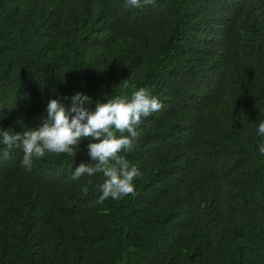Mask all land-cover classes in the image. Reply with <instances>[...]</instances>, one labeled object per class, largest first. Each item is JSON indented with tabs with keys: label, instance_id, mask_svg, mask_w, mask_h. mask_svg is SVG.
<instances>
[{
	"label": "trees",
	"instance_id": "1",
	"mask_svg": "<svg viewBox=\"0 0 264 264\" xmlns=\"http://www.w3.org/2000/svg\"><path fill=\"white\" fill-rule=\"evenodd\" d=\"M141 3L0 0V128L77 92L162 104L121 153L141 176L118 200L98 202L100 172L71 179L86 139L31 171L0 144V264H264V0Z\"/></svg>",
	"mask_w": 264,
	"mask_h": 264
},
{
	"label": "clouds",
	"instance_id": "2",
	"mask_svg": "<svg viewBox=\"0 0 264 264\" xmlns=\"http://www.w3.org/2000/svg\"><path fill=\"white\" fill-rule=\"evenodd\" d=\"M153 2L143 0L144 4ZM125 3L127 7L142 6L141 0H125ZM63 99L69 101L70 107L58 99L49 100L48 117L38 128H24L21 132L0 128V144L20 148L23 153L21 166L31 171L34 160L44 158L46 153L74 157V148L86 139L91 162L80 163L71 179L102 173L105 179L97 186L101 193L99 203L134 194L133 181L141 173L135 166H130L121 153L133 151L141 134L142 118L159 111L162 108L160 101L143 87L133 91L130 97L116 96L107 102L97 101L94 109L87 106L90 98L80 92ZM257 134L264 137V121L259 122ZM259 151L264 155V143L260 144ZM4 155L6 157L7 153ZM83 191L87 193V186Z\"/></svg>",
	"mask_w": 264,
	"mask_h": 264
}]
</instances>
